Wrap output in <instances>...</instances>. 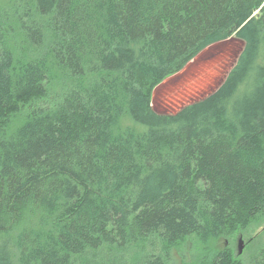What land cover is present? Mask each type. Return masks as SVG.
Returning a JSON list of instances; mask_svg holds the SVG:
<instances>
[{
    "label": "trees",
    "instance_id": "obj_1",
    "mask_svg": "<svg viewBox=\"0 0 264 264\" xmlns=\"http://www.w3.org/2000/svg\"><path fill=\"white\" fill-rule=\"evenodd\" d=\"M232 37L243 46L216 91L174 114L152 109L160 84ZM124 117L138 129L121 130ZM257 223L264 0L11 1L0 264H169L189 237L201 264H242L217 243ZM248 264H264L263 239Z\"/></svg>",
    "mask_w": 264,
    "mask_h": 264
},
{
    "label": "rangeland",
    "instance_id": "obj_2",
    "mask_svg": "<svg viewBox=\"0 0 264 264\" xmlns=\"http://www.w3.org/2000/svg\"><path fill=\"white\" fill-rule=\"evenodd\" d=\"M11 1L0 0V14L8 10ZM3 17L10 21L12 17H15V13L7 12ZM242 46L239 40L232 37L205 49L180 73L166 79L153 91L152 109L158 114H174L216 91L234 66ZM118 127L121 130L137 128L127 117L120 120ZM261 226L258 223L253 224L243 233L237 232L232 236L222 238L217 245L219 247L229 246L234 255L239 256L238 259L242 264H248L256 246L262 239L264 240V235L260 236L264 230ZM259 236L262 239L258 241ZM239 238L242 240L240 254H238ZM202 249L194 237H189L170 251L169 264H201Z\"/></svg>",
    "mask_w": 264,
    "mask_h": 264
},
{
    "label": "water",
    "instance_id": "obj_3",
    "mask_svg": "<svg viewBox=\"0 0 264 264\" xmlns=\"http://www.w3.org/2000/svg\"><path fill=\"white\" fill-rule=\"evenodd\" d=\"M257 14V12H255L254 13V16ZM242 240L241 239H239V247H238V254H240L241 253V250H242Z\"/></svg>",
    "mask_w": 264,
    "mask_h": 264
},
{
    "label": "flooded vegetation",
    "instance_id": "obj_4",
    "mask_svg": "<svg viewBox=\"0 0 264 264\" xmlns=\"http://www.w3.org/2000/svg\"><path fill=\"white\" fill-rule=\"evenodd\" d=\"M239 239H241V238H239Z\"/></svg>",
    "mask_w": 264,
    "mask_h": 264
}]
</instances>
